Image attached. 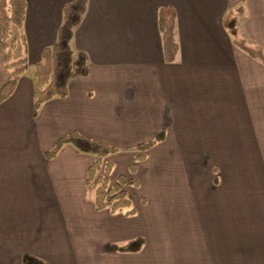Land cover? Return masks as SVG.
I'll return each instance as SVG.
<instances>
[{
  "label": "crops",
  "instance_id": "crops-1",
  "mask_svg": "<svg viewBox=\"0 0 264 264\" xmlns=\"http://www.w3.org/2000/svg\"><path fill=\"white\" fill-rule=\"evenodd\" d=\"M71 1L25 0V45L13 57L24 54L27 70L0 102V264H227L259 248L242 223V188L220 185L211 162L259 160L264 66L233 45L222 20L243 6L240 35L264 51V0H86L70 45L86 54L89 75L33 117V71ZM165 5L176 14L169 63L158 29ZM8 79L0 50V88ZM161 130L131 174L135 148ZM73 132L116 149L108 180L135 181L121 186L132 214L95 209L91 156L64 145L46 158ZM134 239L144 241L139 252L111 249Z\"/></svg>",
  "mask_w": 264,
  "mask_h": 264
},
{
  "label": "trees",
  "instance_id": "trees-1",
  "mask_svg": "<svg viewBox=\"0 0 264 264\" xmlns=\"http://www.w3.org/2000/svg\"><path fill=\"white\" fill-rule=\"evenodd\" d=\"M86 0H73L62 7V21L58 28L57 38L51 47L41 51V61L35 65L32 75L33 104L32 115L38 114L41 106L53 98H64L68 93V83L74 77H87L89 64L86 54L74 51L70 41L75 28L80 24L86 12ZM25 0H0V50L4 53V68L9 74L8 81L0 88V102L6 100L13 93L19 78L27 70V57L22 54L13 57V50L17 42L25 45L22 26L25 18ZM243 6L228 10L223 16V26L231 38L233 45L257 60L264 66L263 49L246 40L240 35V22L245 17ZM176 14L173 7L165 5L158 10V29L162 42L163 57L166 62H172L178 52V44L174 37ZM164 131H158L154 138L138 145L135 150L139 154L129 166V172L134 174L136 163L144 161L147 152L158 142L164 140ZM64 145H71L77 153L86 154L93 158L87 170L86 184L94 193L96 210L110 208L115 212L130 208V201L121 190L125 184L136 185L135 181L121 177L115 184L110 185L108 176L112 171V164L108 156L116 149L86 138L78 133H69L59 138L52 150L46 152V158H54ZM213 182L216 184V177ZM130 208L127 214H132ZM144 244L142 239H134L122 245H111L113 251L122 253L139 252ZM22 264H45L35 257H24Z\"/></svg>",
  "mask_w": 264,
  "mask_h": 264
},
{
  "label": "rangeland",
  "instance_id": "rangeland-1",
  "mask_svg": "<svg viewBox=\"0 0 264 264\" xmlns=\"http://www.w3.org/2000/svg\"><path fill=\"white\" fill-rule=\"evenodd\" d=\"M20 45L19 43L18 49ZM18 49L14 53L16 57ZM260 119V124L264 125V115H260ZM260 149V154L257 156L259 160L257 161L211 162V165H217L220 169L218 174L220 185H237L242 188V223L245 229L251 222V230L248 236L253 240L257 239L260 246L241 252L243 255L241 258L237 252L235 253L236 258H228L227 256V264H264V143L260 144ZM253 198L255 202L258 199V203H252ZM244 233L247 235L248 231L244 230Z\"/></svg>",
  "mask_w": 264,
  "mask_h": 264
}]
</instances>
